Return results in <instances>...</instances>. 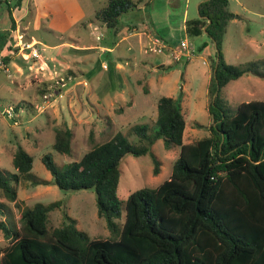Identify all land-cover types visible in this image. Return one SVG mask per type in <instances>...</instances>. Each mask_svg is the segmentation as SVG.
I'll return each instance as SVG.
<instances>
[{"label": "trees", "instance_id": "16d2710c", "mask_svg": "<svg viewBox=\"0 0 264 264\" xmlns=\"http://www.w3.org/2000/svg\"><path fill=\"white\" fill-rule=\"evenodd\" d=\"M228 3L203 1L199 17L186 21L189 38L205 31L216 48L208 88L209 135L184 143L186 120L180 102L163 96L157 101L155 126L132 127L146 142L141 146L117 132L62 168L50 154L43 155L42 162L58 188L94 191L98 215L106 219L115 237L89 238L73 221L49 227L48 213L58 203H36L21 212L16 228L0 218L6 240L0 248V264H264V100L243 101L228 112L226 100L220 96L224 85L244 73L264 78V60L246 66L224 60L220 42L234 17ZM135 7V0H105L94 17L117 30L120 16ZM8 13L9 29L13 30L9 6ZM10 30L0 35L3 43ZM206 45L203 42L197 51ZM61 89L56 90L58 94ZM54 133L53 148L69 154L71 128L57 127ZM158 140L166 149L179 148L172 172L155 187L130 192L122 213L117 195L122 158L146 154ZM32 161L21 147L13 154V166L25 178L31 176ZM153 162L157 174L158 162L155 158ZM14 181L18 182V175ZM0 196L10 201L17 197L16 187L1 170ZM118 218H122L120 227L115 221Z\"/></svg>", "mask_w": 264, "mask_h": 264}, {"label": "rangeland", "instance_id": "374dc122", "mask_svg": "<svg viewBox=\"0 0 264 264\" xmlns=\"http://www.w3.org/2000/svg\"><path fill=\"white\" fill-rule=\"evenodd\" d=\"M34 4L32 3V8ZM17 5V0H0V35L6 34L11 29L8 6L13 14V11L17 13ZM228 8L235 17L240 16L241 19L237 18L229 22L221 38L220 48L224 60L238 66L264 60V17L258 14L261 13L264 16V0H247L243 4L237 0H229ZM248 9L257 13L249 12ZM31 18L34 19L32 15H29L21 24L32 20ZM50 21L49 17L41 18L38 25L31 22L26 34H22L18 29L17 32L16 29L10 30L4 43L0 38V47L1 45L2 48L5 47L3 52H1L2 49L0 50V170L17 189V197L14 201L0 196V218L11 228H16L19 226L20 214L24 209L31 208L36 203L44 206L58 203L48 213L49 227H59L73 221L76 228L89 238H114L115 235L109 230L106 219L98 215L94 191L58 188L52 183V175L44 166L42 156L50 154L55 164L62 168L79 160L83 153L94 144L106 141L117 132L124 134L133 145L141 146L146 142L141 141L132 132V127L147 124L152 129L157 117V101L163 96H171L179 102L184 96L182 105L180 103L186 120L183 132L184 143L209 135L207 127L211 123V118L208 104L211 96L208 92L209 85L207 86L208 67L195 50L194 56L187 63L180 61L157 72H147L140 63V71L136 79H140L141 84L135 83L132 87L123 86L124 80L119 76L103 78L98 67L94 75L90 74L82 78L86 80L88 86L83 85L82 82L76 83L75 78L68 80L64 77L62 81L59 78L57 81L53 79V83L46 85L48 90L45 91L46 87L42 86L39 73L36 72L24 80L27 84L29 80H32V85L18 88L14 83L18 79L17 73L14 72L13 67L3 62L2 55L6 53V50L8 51L13 41L18 44H31L36 41L39 50L43 47V42L52 45L59 41L60 34H55L56 31L48 26ZM71 25H67L68 29L63 32L64 37L75 38L77 32H84L83 42H90L92 37L88 34L90 30L81 26L78 28L79 24L74 28ZM158 32L161 34V31ZM18 51L14 50V53ZM118 52L125 55L124 46ZM152 55L161 54L145 55L140 52L137 59ZM130 66L131 64L124 66L127 72H130ZM143 74H146V78ZM57 82L62 83L61 86L65 85L59 96L53 91L54 84L60 85ZM88 87L92 88L104 105H108L113 95L121 89L124 90L122 96L125 101L132 99L133 104L128 105L119 101L117 107H122V110L112 112L111 117L99 118L93 124H73L74 110L83 104L89 114L94 112L88 101L89 94L86 92ZM55 96L57 97L54 99ZM220 96L226 100L228 112H233L240 102L253 99L264 100V78L244 73L238 79L224 85L220 89ZM51 105L53 107H50ZM9 107L15 108L10 117L5 113ZM195 124H200L201 127H196ZM64 125L73 131L69 154L61 153L53 148L54 130ZM18 147L24 149L33 159L29 178L21 176L13 166V154ZM178 152L177 146L166 149L163 141L158 140L151 145L148 153L140 156L126 154L122 158L117 187L122 213L130 192L145 186L155 187L170 176ZM153 158L158 162L157 174L154 173ZM14 175H18L17 183L14 181ZM115 221L120 227L122 218ZM5 244L6 240L0 231V248Z\"/></svg>", "mask_w": 264, "mask_h": 264}, {"label": "crops", "instance_id": "0c3cea01", "mask_svg": "<svg viewBox=\"0 0 264 264\" xmlns=\"http://www.w3.org/2000/svg\"><path fill=\"white\" fill-rule=\"evenodd\" d=\"M135 1L136 7L122 14L117 30H113L99 23L94 17L95 11L104 5L105 0H21L17 5L20 8L16 7L17 13L13 11L12 14L16 32L18 29L22 34H26L31 22L38 25L41 18L48 19L50 17L51 21L48 26L51 30L56 31L55 34L60 35L59 41L52 45L43 42V47H40V50L35 43L36 41H33L31 44L37 47L38 57L29 56V50H19L14 53V50H18L12 45L15 41L10 44L8 51L6 50V53L2 55V60L4 56H7L9 59L7 61L3 60V62L9 67H13L14 72L17 73L18 79L14 83L18 88L29 87L32 85V80H29V84H27L24 82L25 78L37 72L40 77L39 81L43 87H46L45 91L48 90L46 85L53 83V79L57 81L58 78L61 80L64 77L68 80L75 78L77 79L76 83L82 82L83 85L88 86L86 80L82 78L86 75H94L98 70L97 68L100 67L103 78L109 79L119 76L124 80L123 86L129 85L132 87L135 83L140 85L141 80L136 79L140 71V63L146 68L147 72H157L159 69L165 70L169 65L178 63L172 60L171 52L137 59L140 52L145 55L152 54L146 48L151 37L157 36L169 47H177L182 40H188L193 48L197 50L203 42H206L207 45L198 53L208 67V73L206 74L208 86L212 64L215 60V44L208 38L205 31L193 38H189L186 33V21L199 17V5L206 0ZM244 1L247 0H237L241 4ZM32 3H35L33 8ZM248 11L257 13L249 9ZM258 14L264 17L261 13ZM29 15H32L34 19L31 18L32 20L21 24ZM237 18L241 19L240 16H234L230 22L235 21ZM70 24L73 28L79 24L78 28L81 26L86 30H90L88 32L92 36L90 42H83L84 32H77L75 38L64 37L63 32H66L67 25ZM158 31H161V34ZM122 46H124L125 55L118 52ZM4 49L5 47L2 48L1 52ZM184 62L187 63L188 61ZM127 64H131L130 72H127L124 68ZM143 76L146 78V74H143ZM64 86L54 84L53 91L57 93L54 87L57 89L62 87L63 89ZM62 89L58 96L62 94ZM123 91V89L120 92L115 91L116 94L113 95L108 105H104L100 101V97L92 91V88L88 87V90H86L89 94L88 101L94 112L89 114L84 104L79 108L76 107L77 110H74L72 116L73 124H93L99 118H109L112 112L122 110V107H117L119 101L132 105V99L125 101L122 96ZM182 100H180L181 105ZM50 107H53V105ZM53 111L55 112V110Z\"/></svg>", "mask_w": 264, "mask_h": 264}, {"label": "built area", "instance_id": "2783aa9c", "mask_svg": "<svg viewBox=\"0 0 264 264\" xmlns=\"http://www.w3.org/2000/svg\"><path fill=\"white\" fill-rule=\"evenodd\" d=\"M13 46L21 51L29 50V56L38 57V49L34 44L15 43V45L13 44ZM146 50L152 53H156V54H164L165 52H171L170 55L174 62L188 61L195 54V49L193 48V46L188 40H182L179 46L177 47H169L160 37H157V36L151 37ZM62 80L63 79H61V81ZM58 84L60 83L58 82ZM61 85L63 84L61 83L60 86ZM54 89H57V88L54 87ZM13 110L14 109L12 107H9L7 108L5 113L10 117L12 116L11 112Z\"/></svg>", "mask_w": 264, "mask_h": 264}]
</instances>
